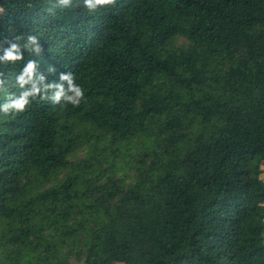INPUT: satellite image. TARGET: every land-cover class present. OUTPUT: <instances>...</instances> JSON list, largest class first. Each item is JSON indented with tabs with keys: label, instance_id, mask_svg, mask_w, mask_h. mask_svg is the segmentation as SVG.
Returning a JSON list of instances; mask_svg holds the SVG:
<instances>
[{
	"label": "trees",
	"instance_id": "trees-1",
	"mask_svg": "<svg viewBox=\"0 0 264 264\" xmlns=\"http://www.w3.org/2000/svg\"><path fill=\"white\" fill-rule=\"evenodd\" d=\"M33 86L0 264H264V0H0V109Z\"/></svg>",
	"mask_w": 264,
	"mask_h": 264
},
{
	"label": "clouds",
	"instance_id": "clouds-1",
	"mask_svg": "<svg viewBox=\"0 0 264 264\" xmlns=\"http://www.w3.org/2000/svg\"><path fill=\"white\" fill-rule=\"evenodd\" d=\"M69 0H62V3L67 5ZM116 0H84L85 7L88 8L90 11H95L98 6H112L115 5ZM30 39L35 40V37H30ZM8 58L15 60L18 57L12 56L11 52L8 53ZM32 65L29 64L28 69L26 70V75L29 77L31 76V69ZM62 80H67L69 82V92L71 95H66L63 89L56 93V95L52 98L54 102H59L63 97L67 103H71L73 106H78L81 100L83 99V90L77 86L72 84V77L71 76H62ZM19 83L21 86L27 81L24 80V77H20ZM39 90L33 86L31 91L24 92L19 99L13 100L9 104H5L3 111L5 114L9 112H16L22 113L26 106L30 103L29 97H35L38 94Z\"/></svg>",
	"mask_w": 264,
	"mask_h": 264
},
{
	"label": "rangeland",
	"instance_id": "rangeland-1",
	"mask_svg": "<svg viewBox=\"0 0 264 264\" xmlns=\"http://www.w3.org/2000/svg\"><path fill=\"white\" fill-rule=\"evenodd\" d=\"M183 43V40H179V41H177L176 43H175V45L176 46H178V45H181ZM84 155H85V152H81L80 154H79V158H82V157H84ZM263 167V169H264V165L262 166ZM263 178H264V175H263ZM72 264H83V262H82V256H77V257H75L73 260H72Z\"/></svg>",
	"mask_w": 264,
	"mask_h": 264
}]
</instances>
